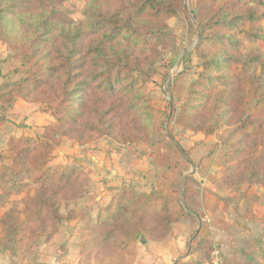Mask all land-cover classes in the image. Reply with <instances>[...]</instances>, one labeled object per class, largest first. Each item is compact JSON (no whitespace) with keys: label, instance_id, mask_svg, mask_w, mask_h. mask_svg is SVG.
<instances>
[{"label":"trees","instance_id":"16d2710c","mask_svg":"<svg viewBox=\"0 0 264 264\" xmlns=\"http://www.w3.org/2000/svg\"><path fill=\"white\" fill-rule=\"evenodd\" d=\"M248 1L264 6V0ZM63 3L0 0V41L22 62L24 73L0 98L40 104L54 118L37 137L6 139L11 163L0 165V189L27 193L25 219L8 214L20 246L54 230L62 221V203L83 196L90 183L84 169L51 163L57 146L104 136L141 143L155 134L148 84L168 20L185 7V0H85L82 19L74 20L60 18ZM195 5L194 51L202 70L177 121L206 135L223 132L232 154L221 185L239 188L264 175V108L251 106L258 80L246 79L240 56L244 38L258 35L264 13L245 0H195ZM7 121L0 115V127ZM177 148L186 154L180 144ZM31 185L34 191L27 192ZM182 217L166 194L135 193L129 206L107 219L93 224L86 217L81 246L105 251L102 264H133L142 237L166 236Z\"/></svg>","mask_w":264,"mask_h":264},{"label":"rangeland","instance_id":"374dc122","mask_svg":"<svg viewBox=\"0 0 264 264\" xmlns=\"http://www.w3.org/2000/svg\"><path fill=\"white\" fill-rule=\"evenodd\" d=\"M245 2L264 13V6L257 1ZM84 5L85 0H64L60 7V18L81 20ZM195 9V0H185L183 11L168 20L167 36L159 41L158 62L154 65L156 71L148 84L155 108L156 129L148 141L120 143L104 136L108 139L102 137L84 144L86 147H74L76 142H67L62 147L59 145L54 149L51 163L69 164L86 172H88L85 169L88 166L86 151L99 150L104 156V165L103 167L100 165L96 179L90 176L86 193L62 203V221L54 230L36 236L25 246L17 244L14 231L11 229L13 221L8 214L15 211V216L25 219L24 198L27 193L7 194L0 189V264H102L105 251H95L81 246L82 228L86 217L91 223L96 224L99 220L113 215L121 206H129L131 196L135 193L154 191L176 200L182 209L183 219L188 214L185 209V189H181L180 192L183 181L193 179V176H199L200 173L208 180H220L221 183V177L231 163L232 154V147L226 143L223 132L206 135L189 130L177 121L188 94L202 70L200 59L194 51L198 39V23L193 15ZM256 32L258 33L256 37L244 38L240 56L246 64L244 71L246 79L255 76L254 78L258 80L257 96L250 94L251 106L264 108V21L256 28ZM23 75L22 62L14 59L9 47L0 41V93L7 91ZM248 88L252 89V85L249 84ZM40 106L37 103L22 104L18 98L9 102L0 98V115L8 117V121L0 127L2 159L0 165L11 163L10 151L6 146V139L9 136L34 134L32 128L37 126L39 121L31 122L26 119L27 115L39 111ZM28 125L32 127L28 128ZM228 130L227 128L226 131ZM177 144L186 151V157L179 151ZM112 153H116L117 157H113ZM157 162L168 165L161 167ZM111 165L117 166V170L122 172L123 179L117 185H101L104 177H108L101 171L108 170ZM183 173L187 176H183ZM172 174L174 180H171ZM166 185L173 187L175 191L169 192ZM35 187L31 185L27 192H33ZM251 188L257 190L261 188L264 192V175L232 190L244 195ZM176 223L166 236L142 238H145L147 243H161L173 233ZM141 239L137 244L136 255L131 257L133 264H136L147 244L142 243ZM214 249L218 248L215 247L212 251ZM212 251L204 261L205 264H209Z\"/></svg>","mask_w":264,"mask_h":264},{"label":"crops","instance_id":"0c3cea01","mask_svg":"<svg viewBox=\"0 0 264 264\" xmlns=\"http://www.w3.org/2000/svg\"><path fill=\"white\" fill-rule=\"evenodd\" d=\"M18 100L22 104H33ZM26 120L39 121L30 136L41 135L43 126L54 123V118L41 110L27 115ZM67 142L72 141L65 140L61 147ZM73 146L86 147L77 143ZM86 152L88 166L85 165V169L96 179L100 165H104V156L99 150L89 149ZM111 155L117 157L116 153ZM157 165L164 167L168 164L157 162ZM107 169L101 171L103 175H108L101 185H117L122 181V172L117 170V166L111 165ZM198 175L180 185V192L185 189L187 216L175 224L173 233L161 243H147L145 240L147 244L136 264H205L215 247L221 251L223 264H264L263 189L251 188L247 194L241 195L223 187L220 180H208L200 173ZM183 176L187 174L183 173ZM171 180H174V175ZM167 188L169 192L174 190L166 185Z\"/></svg>","mask_w":264,"mask_h":264},{"label":"built area","instance_id":"2783aa9c","mask_svg":"<svg viewBox=\"0 0 264 264\" xmlns=\"http://www.w3.org/2000/svg\"><path fill=\"white\" fill-rule=\"evenodd\" d=\"M209 264H223L222 254L219 249H214L212 251L211 260Z\"/></svg>","mask_w":264,"mask_h":264},{"label":"water","instance_id":"95a60500","mask_svg":"<svg viewBox=\"0 0 264 264\" xmlns=\"http://www.w3.org/2000/svg\"><path fill=\"white\" fill-rule=\"evenodd\" d=\"M141 242L144 243V242H145V238H142V239H141Z\"/></svg>","mask_w":264,"mask_h":264}]
</instances>
